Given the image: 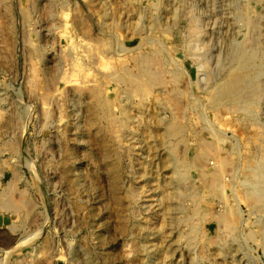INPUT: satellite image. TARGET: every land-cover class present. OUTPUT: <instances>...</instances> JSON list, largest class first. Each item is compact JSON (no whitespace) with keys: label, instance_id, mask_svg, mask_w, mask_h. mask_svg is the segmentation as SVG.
<instances>
[{"label":"rangeland","instance_id":"rangeland-1","mask_svg":"<svg viewBox=\"0 0 264 264\" xmlns=\"http://www.w3.org/2000/svg\"><path fill=\"white\" fill-rule=\"evenodd\" d=\"M5 200L0 264H264V0H0Z\"/></svg>","mask_w":264,"mask_h":264},{"label":"bare ground","instance_id":"bare-ground-1","mask_svg":"<svg viewBox=\"0 0 264 264\" xmlns=\"http://www.w3.org/2000/svg\"><path fill=\"white\" fill-rule=\"evenodd\" d=\"M109 56L110 54L108 53L106 55V57ZM238 57L235 59V62H238L239 60H241V58H243V56H245V53H240L239 55H237ZM129 92L130 94H134L136 96H139L142 99H145V96L148 94V92L141 87L140 85L137 84H130L129 85ZM89 97L90 100L92 101L91 105L89 106V112H91V115L95 116L98 120L104 121L108 128L106 129L109 133L115 135V140H117L119 138V128H124L125 127V121L123 119H117L114 116V110L113 108L115 107V101H109L107 99H105L101 93L100 90L97 88V86L89 89ZM165 128H164V133L162 134V136L164 137L163 140L165 138L166 141H171L174 140L176 142V144L179 141V135L181 133V128L179 127V125L176 123L175 120H171L169 123L165 124ZM145 141V140H143ZM175 145V144H174ZM150 152V150H148ZM151 153V152H150ZM164 157L163 159L161 158L160 161H162L163 165L165 167H167V170L170 172V176L173 178V181L176 183V187L173 186V188H171L168 193H166L165 195H162L160 197V201L163 202V200H167L168 197L167 196H181L182 193L178 192L177 190V185L180 183H184V181L186 180V175L183 168L181 167V163L179 162V160L177 159V157L175 156V147L174 146H170L169 148L167 147L165 149V152L163 153ZM162 157V155H161ZM218 170L216 171V173H214L213 177H212V181H211V185L213 186V193L214 194H218L219 193V178H218ZM179 186V185H178ZM132 192H129L128 196L131 198L133 196V194H131ZM190 197H194L195 194L191 193L189 195ZM170 199V198H169ZM166 203V202H163ZM22 207V204H17V203H12L8 200H5L3 202L0 203V208H2L3 210L6 211H12L13 213L17 212L20 208ZM169 207V206H168ZM167 209V208H166ZM199 209L195 208L193 210V215L197 216L199 214ZM217 222L219 224V227L222 228V231H227V230H231L233 227V223L230 222L229 218H228V214L225 211H222L219 213L218 215V219ZM31 239V238H30ZM30 240H26L25 242H28ZM164 250V247H162ZM165 251V255H170V252L168 250H164ZM13 251L10 250L8 252V255H10Z\"/></svg>","mask_w":264,"mask_h":264}]
</instances>
